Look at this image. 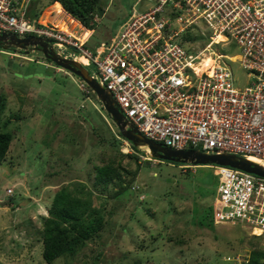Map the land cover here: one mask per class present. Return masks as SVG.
Masks as SVG:
<instances>
[{"label":"rangeland","instance_id":"obj_1","mask_svg":"<svg viewBox=\"0 0 264 264\" xmlns=\"http://www.w3.org/2000/svg\"><path fill=\"white\" fill-rule=\"evenodd\" d=\"M35 2L42 9L41 24L67 30L79 41L90 35L89 31L83 35L81 25L51 0ZM139 2L100 0L105 14L97 15L85 47L92 51L111 42L117 26L153 1ZM205 28L200 22L192 33L201 35ZM195 49L189 52L191 57L199 52ZM2 51L7 53H0V99H5L0 126L13 141L0 165V264H47L42 257L43 219L61 185L73 186L75 193L74 186L80 185L76 195L103 209L106 224L73 259L60 257L51 264H235L223 257L241 258L240 254L264 248V239H253L241 224L206 228L202 212L217 197L219 184L211 166L171 164L153 159L146 148H135L139 154L135 161L128 157L133 156L132 148L117 135L95 93L79 89L80 78L54 68L37 52ZM210 51L228 57L239 54L233 42ZM59 52L72 56L70 50ZM209 55L213 57L205 53L201 63L212 60ZM228 65L238 81L235 85L246 86L247 73L240 63ZM87 71L96 76L94 67ZM110 161L115 162L119 179L101 191L95 184L96 167ZM120 185L129 189L115 196ZM87 220L94 221L90 216Z\"/></svg>","mask_w":264,"mask_h":264},{"label":"built area","instance_id":"obj_2","mask_svg":"<svg viewBox=\"0 0 264 264\" xmlns=\"http://www.w3.org/2000/svg\"><path fill=\"white\" fill-rule=\"evenodd\" d=\"M32 2L0 0V32L45 39L57 54L70 50L73 60L94 67L91 77L144 137L174 150L234 155L264 168V0H155L148 9L133 11L111 42L93 52L67 30L33 21L28 15ZM200 22L207 27L201 35L208 42L191 57L195 41L185 36ZM230 42L238 55L210 52ZM205 52L214 58L202 71ZM237 62L247 73L244 87L235 85L228 68ZM78 86L87 95L94 93L83 80ZM210 168L219 180L214 223H237L264 235V178ZM224 260L249 262L247 255Z\"/></svg>","mask_w":264,"mask_h":264},{"label":"trees","instance_id":"obj_3","mask_svg":"<svg viewBox=\"0 0 264 264\" xmlns=\"http://www.w3.org/2000/svg\"><path fill=\"white\" fill-rule=\"evenodd\" d=\"M99 2L100 0H51L50 3H58L69 16L81 23L85 28L94 30L96 24L93 22L94 17L97 15L99 16L98 9L103 10ZM39 15L40 12L36 13L35 11L33 14H30L29 17L33 21H36ZM185 37L187 40L195 38L190 32L187 33ZM1 54L4 53L1 52ZM46 62L52 66H56L50 61L46 60ZM4 109L5 99L1 98L0 113L3 112ZM1 128L2 127L0 126V165L7 158L13 141L12 134L8 130ZM117 135L121 137L118 131ZM130 147L133 150V156L128 157H132L137 161L139 154L135 151V147L132 145H130ZM113 163L115 162L110 161L107 165L105 164L101 167H96L95 184L96 188H100L101 191L106 190L108 185H115L112 179H119V175L112 166ZM135 175H137L136 171L134 172V176ZM79 186H74L78 188V190H76L77 193L79 192ZM72 187L63 185L58 186L52 198L50 207L47 210V217H42L44 218L42 231L44 250L42 257L47 264H51L60 257L73 259L84 247L87 240H92L98 232L103 231L105 228L104 225L106 224V221L103 216V209L99 210L97 207L91 205L90 200L78 197V195H76L77 193L72 190ZM126 189H129V187L127 188L120 185L119 189L114 192V195L118 196ZM85 195L86 197L90 196L88 192ZM213 212V203L202 212L205 215L206 223L208 225H205L206 228L215 226ZM88 216L94 219L93 223L87 220ZM263 237L264 235L253 236L252 238L262 240L264 239ZM223 261L227 262L225 260ZM248 264H264V248H260V250H255L249 254Z\"/></svg>","mask_w":264,"mask_h":264},{"label":"water","instance_id":"obj_4","mask_svg":"<svg viewBox=\"0 0 264 264\" xmlns=\"http://www.w3.org/2000/svg\"><path fill=\"white\" fill-rule=\"evenodd\" d=\"M98 12L100 17H102L104 12L100 9H98ZM0 49L20 50L25 54H29L30 52L41 53L45 59L56 66L82 79L93 90L105 112L112 118V122L115 124L121 137L138 150L140 148L149 150L153 159L178 164H192L194 166L215 165L229 167L264 178V168L262 166L241 157L229 154L209 155L195 150H174L147 139L126 120L109 91L100 86L96 80H93L87 70L78 62L66 60L56 54L52 45L45 39L36 37L22 39L12 34L0 32Z\"/></svg>","mask_w":264,"mask_h":264},{"label":"clouds","instance_id":"obj_5","mask_svg":"<svg viewBox=\"0 0 264 264\" xmlns=\"http://www.w3.org/2000/svg\"><path fill=\"white\" fill-rule=\"evenodd\" d=\"M140 2H139V5H140V3H142V0H139ZM58 4V3H57ZM151 6H153V3H152V5ZM61 7V6H60ZM62 9V8H61ZM63 10V9H62ZM100 10H102V9H100ZM103 12H104V14H105V11L104 10H102ZM140 11V10H139ZM29 13H30V10H29ZM29 13H28V15H29ZM63 13H65V14H67L64 10H63ZM104 14H103V16H104ZM68 15V14H67ZM69 16V15H68ZM102 16V17H103ZM71 17V16H70ZM96 17L97 16H95L94 17V20H93V22L94 23H97L98 22V18L96 19ZM102 17H100V18H102ZM129 17V16H128ZM72 18V17H71ZM37 20V19H36ZM75 20V19H74ZM78 22V21H77ZM79 23V22H78ZM123 23V22H122ZM121 23V24H122ZM80 25H81V23H79ZM120 24V25H121ZM120 25L119 26H117V29L112 33V37L111 38H113V36H114V34L117 32V30H118V28L120 27ZM54 26V25H53ZM55 27V26H54ZM81 27H82V29H80V31H82V33H83V35H84V30H86V31H89L90 32V35L88 36V37H84L85 39L82 41L83 42V45H84V47H85V45H86V43H87V41L89 40V38L91 37V35H92V31L93 30H89V29H87V28H85L83 25H81ZM75 31V30H74ZM191 35L192 36H194L195 38H191V40L192 41H195L194 43H193V45L196 47V48H198V47H200L201 49H200V51L202 50V48L204 47V45L208 42V39H207V37H203L202 35H197V34H194V33H192L191 32ZM197 36H199V38H197ZM110 41V40H109ZM109 41H106V42H109ZM205 41H207L205 44H204V42ZM85 43V44H84ZM204 44V45H203ZM100 44H98L97 46H95V48L94 49H92V52L93 51H95L96 50V48L99 46ZM193 45H189L190 47L191 46H193ZM199 45H202V46H199ZM215 46H220V45H215ZM53 47V46H52ZM213 47V46H212ZM86 49H88V50H90L91 51V49L90 48H88V47H85ZM54 49V51H55V53L57 54V52H56V50L57 49H55V48H53ZM2 51V50H1ZM1 51H0V53H1ZM193 51V50H192ZM3 52V51H2ZM210 52H213V51H210ZM4 53H7V52H4ZM205 53H207L208 54V52H205ZM205 53H204V56L203 57H205ZM214 54H216L215 52H213ZM39 54H41V53H39ZM59 55V54H58ZM216 55H218V54H216ZM60 57H62V58H64V59H66V60H72V61H75V62H78L83 68H85L86 70H87V68H89V67H87L84 63H82L81 61H79V60H73L71 57H69V58H65L64 56L65 55H59ZM208 56V55H207ZM211 56H213L212 58H214V55H212L211 54ZM209 57H210V55H209ZM211 58V57H210ZM211 58V59H212ZM45 59V58H44ZM47 59H45V61H46ZM47 61H49V60H47ZM52 63V62H51ZM53 64V63H52ZM55 65V64H54ZM54 68L56 67L57 69H59L60 71H62V70H64V69H62V68H60V67H58V66H53ZM64 73H66V74H68L69 76H71L72 75V73H70V72H68V71H66V70H64L63 71ZM88 72V71H87ZM89 74V73H88ZM90 77H91V75H89ZM92 78V77H91ZM93 79V78H92ZM80 80H82V79H80ZM99 84V83H98ZM100 85V84H99ZM127 142V141H126ZM192 166H194V165H192ZM230 224H232V223H228V224H215V225H230ZM237 223H235V224H233V225H236ZM247 229V228H246ZM248 230V229H247ZM250 231V230H249ZM263 235V234H262ZM253 236H256V235H252V237ZM259 236V235H258ZM261 236V235H260ZM240 255H247L248 256V258H249V254H240ZM235 256H238V255H235ZM234 256V257H235ZM224 258H229V257H223V260H224ZM231 260H233L234 258H230ZM227 262H234V261H227ZM236 264V263H235Z\"/></svg>","mask_w":264,"mask_h":264},{"label":"crops","instance_id":"obj_6","mask_svg":"<svg viewBox=\"0 0 264 264\" xmlns=\"http://www.w3.org/2000/svg\"><path fill=\"white\" fill-rule=\"evenodd\" d=\"M43 0H38V2L40 3V2H42ZM55 5H57V6H60L59 4H57V3H55ZM55 7V6H54ZM32 8L36 11V13H39V12H41L40 10H42V9H38L39 8V4H37L36 5V2H35V0H33V2H32V4H31V6H30V12H32ZM145 8H143V9H141L142 11L144 10ZM56 10V9H55ZM140 10V11H141ZM34 11V12H35ZM34 12H32V13H34ZM52 13V12H51ZM54 13V12H53ZM31 14V13H30ZM29 14V15H30ZM41 14V13H40ZM65 16H66V14L65 13H63ZM40 18H41V15H39L38 17H37V20L38 21H40ZM56 18V17H55ZM84 32H88V31H86V30H84ZM256 235V234H255ZM256 236H258V235H256ZM260 236V235H259Z\"/></svg>","mask_w":264,"mask_h":264},{"label":"bare ground","instance_id":"obj_7","mask_svg":"<svg viewBox=\"0 0 264 264\" xmlns=\"http://www.w3.org/2000/svg\"><path fill=\"white\" fill-rule=\"evenodd\" d=\"M201 62H202V60L199 62V68L202 71L205 70L206 68L211 67V65H212V60H209V59H207L203 63H201ZM93 80H95V79L93 78ZM256 234H257V231H256Z\"/></svg>","mask_w":264,"mask_h":264}]
</instances>
